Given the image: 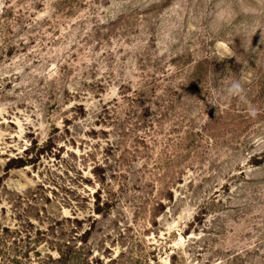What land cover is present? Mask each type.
Wrapping results in <instances>:
<instances>
[{
	"label": "rangeland",
	"instance_id": "374dc122",
	"mask_svg": "<svg viewBox=\"0 0 264 264\" xmlns=\"http://www.w3.org/2000/svg\"><path fill=\"white\" fill-rule=\"evenodd\" d=\"M0 264H264V0H0Z\"/></svg>",
	"mask_w": 264,
	"mask_h": 264
}]
</instances>
